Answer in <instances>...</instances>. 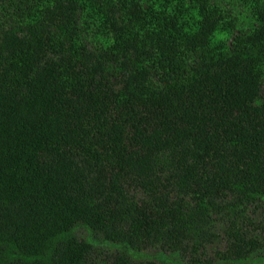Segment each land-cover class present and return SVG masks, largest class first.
<instances>
[{
  "label": "trees",
  "instance_id": "16d2710c",
  "mask_svg": "<svg viewBox=\"0 0 264 264\" xmlns=\"http://www.w3.org/2000/svg\"><path fill=\"white\" fill-rule=\"evenodd\" d=\"M0 264H264V0H0Z\"/></svg>",
  "mask_w": 264,
  "mask_h": 264
}]
</instances>
